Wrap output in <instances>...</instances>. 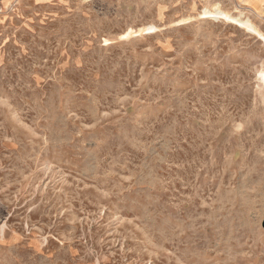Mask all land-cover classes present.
Masks as SVG:
<instances>
[{"label":"rangeland","instance_id":"1","mask_svg":"<svg viewBox=\"0 0 264 264\" xmlns=\"http://www.w3.org/2000/svg\"><path fill=\"white\" fill-rule=\"evenodd\" d=\"M239 3L0 0V264H264Z\"/></svg>","mask_w":264,"mask_h":264},{"label":"crops","instance_id":"2","mask_svg":"<svg viewBox=\"0 0 264 264\" xmlns=\"http://www.w3.org/2000/svg\"><path fill=\"white\" fill-rule=\"evenodd\" d=\"M240 5L250 9L255 15L264 19V0H239ZM238 3V2H237Z\"/></svg>","mask_w":264,"mask_h":264},{"label":"bare ground","instance_id":"3","mask_svg":"<svg viewBox=\"0 0 264 264\" xmlns=\"http://www.w3.org/2000/svg\"><path fill=\"white\" fill-rule=\"evenodd\" d=\"M232 23L236 24L238 27L248 31V32H252L260 37H262V39H264V35L260 34V32L258 31V29L253 26L252 24L246 23L245 21L242 20L241 17H231Z\"/></svg>","mask_w":264,"mask_h":264}]
</instances>
